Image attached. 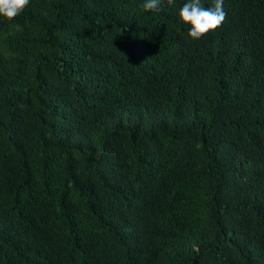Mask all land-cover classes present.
Returning a JSON list of instances; mask_svg holds the SVG:
<instances>
[{"label":"trees","instance_id":"1","mask_svg":"<svg viewBox=\"0 0 264 264\" xmlns=\"http://www.w3.org/2000/svg\"><path fill=\"white\" fill-rule=\"evenodd\" d=\"M185 2L0 15V264H264V0Z\"/></svg>","mask_w":264,"mask_h":264},{"label":"clouds","instance_id":"2","mask_svg":"<svg viewBox=\"0 0 264 264\" xmlns=\"http://www.w3.org/2000/svg\"><path fill=\"white\" fill-rule=\"evenodd\" d=\"M30 0H0V15L8 19L16 17ZM174 0H167L173 5ZM142 8L145 11H161V0H144ZM183 22L190 25L188 35L200 39L205 34L222 26L227 13L223 9V0H215L214 6L205 7L201 0H186L179 10Z\"/></svg>","mask_w":264,"mask_h":264}]
</instances>
